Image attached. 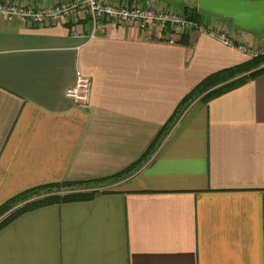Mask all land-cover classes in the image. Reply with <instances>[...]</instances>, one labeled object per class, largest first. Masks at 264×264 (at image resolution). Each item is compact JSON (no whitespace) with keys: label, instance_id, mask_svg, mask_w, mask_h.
Wrapping results in <instances>:
<instances>
[{"label":"crops","instance_id":"0c3cea01","mask_svg":"<svg viewBox=\"0 0 264 264\" xmlns=\"http://www.w3.org/2000/svg\"><path fill=\"white\" fill-rule=\"evenodd\" d=\"M104 1L183 14L198 7ZM197 23L264 46V32L206 14ZM167 38L106 18L94 26L82 13L41 27L0 19V208L44 185L123 173L203 80L256 59L198 30L175 45ZM78 71L91 79L85 107L67 98ZM203 96L148 160L94 198L17 215L23 203L2 215L0 264H264V73Z\"/></svg>","mask_w":264,"mask_h":264},{"label":"built area","instance_id":"2783aa9c","mask_svg":"<svg viewBox=\"0 0 264 264\" xmlns=\"http://www.w3.org/2000/svg\"><path fill=\"white\" fill-rule=\"evenodd\" d=\"M79 13L87 14L94 26L106 18L120 24L136 25L141 32L151 37H153V30L158 28L162 32H168L167 44L170 45L177 44L180 36L198 30L251 58L264 56V46L236 43L227 33L215 30L207 23L199 24L187 19L182 13L158 11L140 2L122 4L104 0H66L52 6L34 7L17 0L5 2L0 0V19L9 23L19 22L22 25L41 27L59 23L62 19L74 17ZM90 90L91 79L78 71L76 83L68 90L67 98L80 107H85L89 102Z\"/></svg>","mask_w":264,"mask_h":264},{"label":"trees","instance_id":"16d2710c","mask_svg":"<svg viewBox=\"0 0 264 264\" xmlns=\"http://www.w3.org/2000/svg\"><path fill=\"white\" fill-rule=\"evenodd\" d=\"M203 14L204 13L201 12L198 9V7H194V8L186 7L184 9L183 15L187 19L193 20L195 22H199ZM187 41L188 38L184 37L182 43H186ZM262 65H264V56L253 59L248 64H245L243 66L235 67L230 70H225L223 72L213 74L208 78H206L205 80H203L197 87H195L191 91V93H189L182 100V102L177 107L173 116L164 126L159 136L157 137L156 141L151 144L147 152H145V154L139 159V161L135 165H133L123 173L104 180H95V181H87V182H63L59 184L58 183L48 184L38 188H34L32 190L24 192L23 194L5 203L0 208V217L10 212L16 206L23 203L26 204L20 209L17 215L54 204L84 201L94 198L96 194L99 193L98 190L96 189L104 187L106 183H110L122 179L123 177L130 174L135 168L140 166L143 162L148 160L151 154L160 144V141L172 130L174 124L177 123V121L182 116L183 112L190 103H192L199 97L203 96L205 93L207 94L202 97V100L208 102L216 97L221 96L224 93H227L232 89L244 85L249 80L255 79L260 74L264 73V67L260 68ZM245 73H250V74H245ZM239 76L242 77L234 81H231ZM105 192H109V190L107 191L105 190L102 193ZM7 223L8 220L1 223L0 230Z\"/></svg>","mask_w":264,"mask_h":264},{"label":"water","instance_id":"95a60500","mask_svg":"<svg viewBox=\"0 0 264 264\" xmlns=\"http://www.w3.org/2000/svg\"><path fill=\"white\" fill-rule=\"evenodd\" d=\"M201 12L231 21L251 33L264 32V0H198Z\"/></svg>","mask_w":264,"mask_h":264},{"label":"rangeland","instance_id":"374dc122","mask_svg":"<svg viewBox=\"0 0 264 264\" xmlns=\"http://www.w3.org/2000/svg\"><path fill=\"white\" fill-rule=\"evenodd\" d=\"M204 14H206V13H204ZM206 15H208V14H206ZM231 22V21H230ZM101 189H103V188H101Z\"/></svg>","mask_w":264,"mask_h":264}]
</instances>
